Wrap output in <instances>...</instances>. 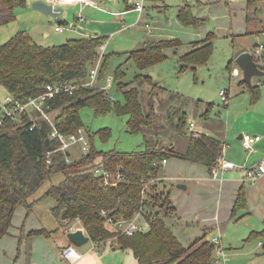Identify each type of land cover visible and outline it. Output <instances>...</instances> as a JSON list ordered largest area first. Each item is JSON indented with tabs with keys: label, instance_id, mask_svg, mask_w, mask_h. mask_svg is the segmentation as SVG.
Here are the masks:
<instances>
[{
	"label": "trees",
	"instance_id": "16d2710c",
	"mask_svg": "<svg viewBox=\"0 0 264 264\" xmlns=\"http://www.w3.org/2000/svg\"><path fill=\"white\" fill-rule=\"evenodd\" d=\"M260 1L246 0L247 23L257 18V2ZM15 3L24 5L26 0H0V25L9 24L15 19ZM177 17L183 24L194 27L205 20L193 12L187 1L178 6ZM214 37L215 31L210 30L203 38L192 40V48L178 56L179 67L185 69L206 61L212 52ZM106 38L104 34H92L68 37L61 43L44 45L25 29H18L0 42V83L7 93L20 101L42 92L46 83L73 84L71 91L58 93L49 99L46 107L52 111L55 126L64 133L84 126L79 113L83 106H90L95 112H106L113 108L117 113L126 114L127 130L131 133L154 127V105L150 100L146 109L140 89L133 81H146L152 85L150 93H154L158 83L142 71L166 58V48L178 47L181 41L174 37L145 39L140 46L129 49L126 59L135 64L137 71L131 80L124 81L121 65L116 67L113 79L122 93V100H114L100 85L84 84L90 68L100 56L99 45ZM107 61L108 56L103 54L96 81L103 76ZM233 63L237 64L233 58L228 61L229 66ZM240 83L246 86L252 97L258 95L260 83L249 86L242 79ZM174 95H178L177 92L169 96ZM207 105L202 112L203 117H208L211 102ZM31 117L23 114L21 124L5 117L0 125V238L9 233L17 207L23 205L26 216L29 215L33 206L31 194L52 172L61 170L62 179L50 183L42 196L54 198L51 212L57 218L59 227L72 229L76 223H80L90 240L97 241L99 247L113 238L120 248L131 250L136 264H218L213 255L214 244L205 235L187 245L180 241L167 219L176 211V206L170 200L169 190L157 187L162 165L154 162L176 156L203 163L210 169L222 154L223 146L218 138L206 132L187 130L185 111L179 114L175 124L177 131L187 137L183 152L178 151L172 142L164 143L162 138L153 137H145L142 147L131 151L98 150L92 142V134L86 128L90 141L89 153L70 160L67 159L68 150L61 149V139L51 136L50 122L35 110L31 111ZM97 132L103 137L109 133V129L101 128ZM99 165L112 171L120 170L123 180L115 185L105 184L103 175L93 170ZM245 207L246 195L241 186L231 217ZM137 213L143 228L132 234L115 230L106 220L107 217L130 219ZM54 230L42 226L25 232L21 228L19 247L34 235L48 237ZM247 237L260 238L264 253V219L261 228L251 230Z\"/></svg>",
	"mask_w": 264,
	"mask_h": 264
},
{
	"label": "rangeland",
	"instance_id": "374dc122",
	"mask_svg": "<svg viewBox=\"0 0 264 264\" xmlns=\"http://www.w3.org/2000/svg\"><path fill=\"white\" fill-rule=\"evenodd\" d=\"M183 1H187L192 6L195 14L203 6L199 5L197 0H165L166 6L157 7L158 0H146L142 12L132 9L124 14L123 19H120L119 16H117L118 19H113L114 14L107 10L106 3L100 4L102 8L100 10L86 7L88 3L80 0L68 3V5H60L66 14V21L74 22L73 27L77 26L76 17L79 19V14L83 15L86 21L94 17L104 19L102 20L104 25L98 26L108 30V32L106 34L107 38L103 42L105 49L102 52L100 51L99 54L107 55L108 61L103 76L96 81L97 85L102 87L105 85L108 76L114 78V70L119 65L124 71V81H129L134 77L137 69L131 60L126 59L127 51L140 46L145 39L174 37L182 43L178 47L166 48V58L142 71L144 74H149L153 81L158 83L159 86L154 89V93H150L152 85L146 81H133V84L140 89L141 99L145 107L151 103L150 100L154 105L156 116L152 123L154 127H146L139 132L131 133L127 130L126 121L128 116L124 113H117L113 108L106 112H95L92 107L83 106L79 110L80 117L84 127L92 134V142L98 150H135L142 147L145 137L172 141L176 149L179 150L181 146L186 148L187 138L177 131L175 124L179 114L185 111L187 113V130L198 128L216 137L224 136L222 139L224 143L223 156L233 161L237 167H248L264 158V75L252 76V84L257 83L258 80L261 81L258 95L252 97L250 91L245 90L244 84L240 83L242 70L235 63L229 66L228 61L234 59L238 51L248 50L253 44L264 41V0L257 2L259 7L257 18L248 23L245 20L243 8L246 0H229V2H232L231 6L227 3L222 4L221 0H218V2L207 0V5L203 9L204 12L198 15L205 20L198 27L183 24L178 19V5ZM121 2L123 0H119V4ZM213 4H219L216 14L225 17V26L212 14L210 8ZM230 7L235 12L231 18L223 13V10L227 12ZM15 10L17 12L15 20L9 24L0 25V42L8 39L18 29H25L37 41H54L53 43H61L70 36H78V32H73V27L56 31L53 27L57 23L53 21L48 24L46 21L43 29L49 32V37L43 39L40 30L37 29L38 32H34L37 21L27 13L28 11L24 9L23 5H17ZM111 30L112 32H110ZM210 30L215 31V37L212 52L208 59L193 67L189 66L181 69L178 56L192 48V40L199 35L204 37ZM100 33H103L102 30ZM99 67L100 62L98 69ZM233 67H235L234 71L237 73L236 79L231 76L230 68L233 69ZM222 89L228 93L225 100H222L219 94ZM106 91L114 100H122V93L118 90L114 79L111 86L106 88ZM172 92H177L178 95L169 96ZM7 94L5 87L0 83V100L3 101ZM208 102H211L208 117H203L202 112L207 107ZM1 113L0 109V115ZM190 121L193 122L194 126L189 125ZM156 125L162 127H156ZM101 128H108L109 133L101 137L97 132ZM150 131H153L154 134ZM239 133L259 134L263 143L260 146H253L251 150L244 149L241 140L237 138ZM70 152V158H79L82 153L80 145H72ZM168 159L170 161L178 160L173 157ZM161 172L169 177V173H163L162 168ZM159 175H161L160 172L158 173L160 181H158L157 187L162 188L164 191H170L171 185L164 178H160ZM62 177L61 170L52 172L50 177L46 178L30 196L31 200L36 199L33 200L34 215L32 216L41 222L40 225H44L48 229H55L49 239L43 235L40 239H36L37 244L44 245L45 241L48 242L49 240V243L54 245L50 249L54 252V259L51 264L61 262L57 257L59 248L55 244L58 243L57 239L63 234V230L58 226L57 218L51 213V206L55 202L54 198L51 196L43 198L42 196L50 183H56ZM259 179L255 181L254 186L258 184ZM246 183L249 186L252 185L247 181ZM249 186L248 188H250ZM257 193V196L252 195L250 200L246 197V207L239 210L233 219L224 222L223 226L209 229L207 232L208 235L219 234L221 236V245L224 247L226 254L224 264H264V253L261 251L260 238L247 239L251 230L261 228L262 218L264 217V191ZM170 200L173 202L171 195ZM245 209H249V212H246ZM174 217V215L167 217L170 225H173L171 221L174 220ZM22 220L23 216L19 218V212L16 211L13 216V223L16 224L18 221L20 225ZM27 220H29V217ZM75 226L80 227L81 224L76 223ZM144 227L146 228L145 225ZM177 227L178 224L174 225L172 229L180 241L185 245L189 244L195 236V229L185 227L182 230ZM13 229V232L18 233V228L13 227ZM106 242L111 244H107L106 248L101 246L100 251L90 249V239L84 244L76 246L85 256L81 263L136 264V259L131 250L120 247L112 249V244L116 243L113 238ZM102 249L105 251L104 254ZM42 251L43 247L41 253ZM40 257L42 258L41 254ZM65 261L64 264H68L67 260Z\"/></svg>",
	"mask_w": 264,
	"mask_h": 264
},
{
	"label": "crops",
	"instance_id": "0c3cea01",
	"mask_svg": "<svg viewBox=\"0 0 264 264\" xmlns=\"http://www.w3.org/2000/svg\"><path fill=\"white\" fill-rule=\"evenodd\" d=\"M33 1L34 0H26V3L23 5V7L26 11H28L27 13L37 21L34 32L36 33L38 32V30H40L42 32L41 33L42 38L48 39L49 32L43 29V27H45V22L47 21L48 24H51V22L55 21L57 24H63L67 22L66 17H65L66 14L64 13V9H63V11L57 16V18L62 19V22L58 23L56 19L53 18L50 14L44 13L38 9L33 8L32 6ZM45 1L50 3V0H45ZM93 1H94L93 5H91V3H88L86 4L87 5L86 7H91L93 10H96V9L100 10L102 9L100 4L106 3V5L108 6L107 10L110 11L111 14H114L112 16L113 19L117 18V16H119L120 19H123L125 13L129 12L132 9L135 10L132 7V3L129 0H123V2H121L120 4H119V0H93ZM158 1L159 3L156 4L157 7L166 6L165 0H158ZM197 1L199 5H203L200 9L196 11L197 15H201V13L204 12L203 9L206 7L208 1L207 0H197ZM215 1L218 2V0H215ZM184 2L185 1L181 2L180 4ZM220 2L224 5L227 3V5L231 6L232 4V2H229V0H221ZM245 2L243 6L244 13H245ZM65 4L68 5V3H65ZM215 7L217 8L215 9ZM210 9L212 10V14L215 15V18H217L218 21H220L222 25L225 26V23H226L225 17L219 16L216 14V12L219 9V4H213L212 8ZM223 13H226L227 16L231 18V16L235 12H234V9L231 10V7H230V9H228L227 12L223 10ZM15 15H17L16 10H15ZM102 20L104 19H99V18L94 17L86 21L85 17L83 19H80V18L78 19V17H76L77 26L75 25V27H73L74 28L73 32L74 31L78 32V36H87V35H92V34L106 35L108 30L103 29L98 26V25H104V23H102L103 22ZM145 25L147 26V24ZM53 28L55 29V25ZM101 30L103 33H100ZM224 31H226V29H224ZM110 32H112V30ZM35 36H37V34H35ZM70 37H77V36H70ZM201 38L203 37L199 35L194 40H198ZM35 40L37 41V39ZM37 42L47 45V44H52L54 41L39 40ZM104 49H105V45H104ZM240 51H238V53ZM189 125H193V122L190 121ZM193 130L198 131V132H205V131L199 130L198 128L193 129ZM151 132L153 133V131ZM208 134L211 135V133H208ZM239 134L237 135V138L241 140V137H239ZM212 136L214 135L212 134ZM223 138L224 136L218 138L221 141L222 146H223L222 155H224V143L222 142ZM162 141L164 143L169 142V140H164V139H162ZM262 141L263 140L261 137L259 140H257L253 144V146L254 147L260 146L263 143ZM185 149H186L185 147L181 146L178 151L183 152L185 151ZM172 157L178 160L170 161L169 159H167L165 164H163L161 167L163 169V173L164 172L169 173V177H166L165 173L162 174L161 171H160L161 175H159V177L164 178L166 182L169 185H171L169 192H170L171 198L173 199V204L176 206V211L173 214H171V216L173 215L175 216L174 220L171 221V223H173L171 227H173L174 225L176 226V224H178V227L181 228L182 230H184L185 227L187 228L193 227V229H195L194 230L195 236L192 239V241L201 235H205L206 238L211 239L214 234L208 235L207 232L209 229L219 228L223 226L224 222H227L233 219V217H231V211H232V207L234 204L237 191L239 190L241 186L244 187L245 195L248 200H250L252 195L254 197L257 196L258 194L257 192L264 191V174L261 177H259L260 179H259L258 184H256L255 186L254 184L249 186V184L243 181L242 179L243 173H244L243 171L244 166H240L239 168H236V169H225L222 171L220 170L218 172V175L214 177L211 174V168L209 169V167H207V165L203 163L193 161V160L183 159V158L176 157V156H172ZM178 184H185V187L178 186ZM248 186L250 188H248ZM33 200H36V199H33ZM16 211L19 212V218L23 216L24 221L22 220L20 225L18 224V221H17L16 224L18 225H16L13 223V219H12V227L10 228L9 233L3 235L0 238V264H51V262L54 259V252L51 251L50 249L54 245L49 243V240L48 242L45 241L44 245L37 244L36 239H40L43 234L34 235L33 237L26 239L22 243V245H20V247L18 244V234L20 233L21 228H23L24 231L27 232L30 229L39 228V227L44 226V225H40L41 222L38 221L36 218H34V216H32L34 215V204L32 206L31 213L27 216H26V209L23 205L18 206ZM246 212H249V209H247ZM28 217H29V220H27ZM263 219L264 217L262 218V220ZM13 227L18 228L17 230L18 233L16 231L13 232L14 230ZM60 229L63 230V234H62L63 236L60 235V237L57 239L58 243L55 244V246H58L59 248V253L57 254V257L61 261L59 262V264H64V262L66 261L63 260V258L60 255V252L65 245L71 243L69 237L67 236V232L71 230V228H61L60 227ZM72 229H74V227ZM50 236L48 237L46 236V237L49 239ZM107 244H111V243L104 242L100 245V248L101 246L103 248H106ZM42 247H43V251L41 253ZM118 247L119 246L117 245V243L112 244L111 246L112 249H117ZM102 250H103L102 253L104 254L105 251L104 249ZM40 254L42 255V258L40 257ZM84 257L85 256L83 253L82 257L79 258L75 262V264L76 263L82 264L81 262ZM99 259L101 260L100 257Z\"/></svg>",
	"mask_w": 264,
	"mask_h": 264
},
{
	"label": "built area",
	"instance_id": "2783aa9c",
	"mask_svg": "<svg viewBox=\"0 0 264 264\" xmlns=\"http://www.w3.org/2000/svg\"><path fill=\"white\" fill-rule=\"evenodd\" d=\"M78 0H50V3H52L55 6H60L65 3H72ZM84 3H91L93 4V0H80ZM132 3V7L141 12L144 8L145 1L146 0H129ZM79 18L82 19L83 15L79 14ZM74 26V22H65L64 24H57L55 25V29L58 31H62L64 28H70ZM99 50L102 52L104 50V43L99 45ZM248 51L250 52L254 62L256 65L264 70V41H260L258 43L253 44ZM101 54L94 66L90 68L88 79L84 82V84L89 85H97L96 79H97V73H98V64L100 62ZM235 68V67H234ZM234 68L231 70V76L232 78L236 79L237 73L234 71ZM113 82V78L111 76H108L106 79L105 85L101 88L105 89L111 86ZM257 83H261L260 80L257 81ZM246 90V86H243ZM74 88L73 84L70 83H46L44 86V90L40 92L39 94L35 96H31L28 99L24 101H20L15 99L11 94L5 95L3 101L0 100V109H1V115H0V125L3 123L5 117H9L19 124H21L22 121V115L26 114L31 117V111L35 110L40 113V116H43L45 119H47L50 124L52 125V130L50 132L51 136H58L61 139V149L68 150L67 152V159L70 160L72 158L69 157L70 155V147L74 144H79L80 148L82 150L81 154H88L89 148H90V141L89 136L86 131V128L84 126H79L76 131L64 133L61 132L54 124L53 118H52V111L49 110L47 107V102L49 99H51L53 96H55L58 93L65 92V91H71ZM219 94L222 98V100L226 99V91L220 90ZM33 117H31L32 119ZM33 120V119H32ZM192 124V123H191ZM261 136L259 134H242L241 135V142L244 149L251 150L253 148V144L259 140ZM81 156V155H80ZM79 156V157H80ZM166 159L163 158L161 161H156L154 164H165ZM239 168L237 165L229 160L226 159L222 154L217 158L216 163L211 167V174L212 176H217L219 170H225V169H236ZM94 172L101 173L104 177L105 184H111L115 185L118 181L123 180V175L120 172V170L112 171L110 169H106L105 167L99 165L93 168ZM243 181H247L251 184H254L255 181L261 177L264 174V158L260 161L243 168ZM104 212V211H103ZM107 222L115 229L120 230L123 233L132 234L136 230L143 228V222L140 219L139 214L137 213L134 217L130 219H113L111 217L106 218ZM83 228L82 226H80ZM74 228H77L74 226ZM84 232L86 231L83 228ZM211 241L214 244L213 248V255L216 258V262L218 264H224V261L226 260V254L224 247L221 245V238L220 235H214L211 238ZM99 243L97 241H91V249L93 250H99ZM60 255L63 259L67 260L68 264H75V262L82 257L83 253L77 249V247L69 243L65 245Z\"/></svg>",
	"mask_w": 264,
	"mask_h": 264
},
{
	"label": "water",
	"instance_id": "95a60500",
	"mask_svg": "<svg viewBox=\"0 0 264 264\" xmlns=\"http://www.w3.org/2000/svg\"><path fill=\"white\" fill-rule=\"evenodd\" d=\"M15 4L17 5V3ZM32 6L35 9L50 14L53 18L56 19L58 23L62 22L61 18H57V16L63 11V8L61 6H55L45 0H34L32 2ZM234 60L242 70V80L249 86L252 85L251 78L253 75H264V70L260 69L256 65L248 50L240 51L235 56ZM239 137H241V134H239ZM178 186L185 187V184H178ZM67 236L69 237L71 243L75 246H80L90 239L89 235L85 233L83 228L81 227L69 230L67 232Z\"/></svg>",
	"mask_w": 264,
	"mask_h": 264
}]
</instances>
